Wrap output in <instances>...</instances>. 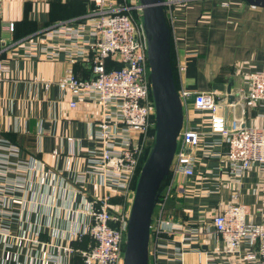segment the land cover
<instances>
[{"label":"crops","instance_id":"crops-1","mask_svg":"<svg viewBox=\"0 0 264 264\" xmlns=\"http://www.w3.org/2000/svg\"><path fill=\"white\" fill-rule=\"evenodd\" d=\"M93 11L77 0H0V60L6 68L0 85V138L4 149H15L14 155L1 151L0 156L2 165L8 162L3 168L8 170L5 185L14 188L16 200L4 206L10 215L0 214V223L12 235L30 223L39 231L38 243L32 245L0 243V264H32L44 252L60 254V264H78V251L93 244L83 234L89 219L81 210L106 193L89 164L102 150L97 139L101 112L90 102L70 107L71 98L56 85L70 76L89 79L90 65L70 62L62 51H55L57 58H45L42 52L48 48L43 41L36 43L35 53L21 44L46 37L59 22L83 21ZM168 25L179 90L215 92L228 105L223 112L229 121L236 116L245 127L264 128V107L244 109L243 115L240 109L230 111V105L240 102L238 90L245 85V74L264 71V7L244 0H182ZM188 116L201 134L194 175L191 179L170 175L165 183H173L170 194L180 206L171 218L188 237L181 232L164 234L150 243L149 264H255L246 259L255 256L248 244L234 255L215 253L222 243L200 232L213 230L212 217L233 195L246 205L247 223L264 220V165L242 177L230 176L222 160L227 147L220 137L210 135L208 113L195 110L191 103ZM178 186L184 188L183 194ZM131 204V196H110L113 212L127 211ZM71 233L79 234L76 238ZM61 247L73 252L65 254Z\"/></svg>","mask_w":264,"mask_h":264},{"label":"built area","instance_id":"built-area-1","mask_svg":"<svg viewBox=\"0 0 264 264\" xmlns=\"http://www.w3.org/2000/svg\"><path fill=\"white\" fill-rule=\"evenodd\" d=\"M77 1L94 8L86 19L76 23L59 22L46 31V37L35 36L21 44L29 48V53H35L34 46L43 41L48 48L42 52L45 58H57L55 51H62L70 62L81 60L90 65L89 79L78 80L70 76L56 82L59 89L71 98L70 107H76L79 102H90L101 112L97 123V139L102 150L89 164L94 168V174L106 193L94 204L81 210L89 219L83 234L89 235L93 244L86 250L78 251V255L82 264H123L130 209L113 212L110 196L112 193L125 198L131 196L132 203L134 191L131 190V182L144 153L148 132L155 127V122L151 121L155 108L147 60L148 36L138 0L135 5V9L141 12L138 24L127 14V6L117 3L119 0ZM181 2L163 0L168 24L175 7ZM9 29H13V26L9 25ZM54 40L57 43H52ZM107 60L119 62L121 68L107 70ZM5 70L0 60V85L4 82ZM49 84L46 82V87ZM244 84L238 90L240 102L230 105L232 113L240 109L243 115L244 109L264 107V71L245 74ZM178 93L183 107V125L169 176L191 179L194 175L201 134L192 127L189 120L188 106L191 103L195 110L208 113L210 135L220 137L226 145L227 151L222 160L230 176L242 177L256 165H264V128L245 127L241 117L233 116L229 121L223 112L228 105L219 100L215 92L193 94L179 90ZM135 134L139 136L134 137ZM1 142L0 138V152L7 151L8 156L15 154L14 148L4 149ZM3 163L0 156V214L5 216L10 215V212L4 206L16 200L13 198L14 188L5 185L8 170L3 168L8 162L6 165ZM173 186V183L164 185L160 194L167 195ZM178 187L183 194L184 188ZM165 200L166 197L163 201L158 197L152 216V245L164 234L174 236L181 232L188 237L179 224L165 215ZM247 214L246 205L238 201L237 195H233L222 211L212 217L210 225L213 230L200 232V235L204 237L211 234L222 243L221 250L215 249V253L234 255L240 252L243 244H248L255 256L248 255L246 259L255 264H264V220L259 224L247 223ZM38 233V228L30 223L21 229L20 234L12 235L9 228L0 223L2 244L11 241L17 247L32 245L38 243ZM78 234L71 233V237L77 238ZM56 248L60 251V247ZM61 251L65 254L73 252L69 247H61ZM60 257V254L57 256L44 252L39 261L32 259L30 263L46 264V261H50L52 264H60Z\"/></svg>","mask_w":264,"mask_h":264},{"label":"water","instance_id":"water-1","mask_svg":"<svg viewBox=\"0 0 264 264\" xmlns=\"http://www.w3.org/2000/svg\"><path fill=\"white\" fill-rule=\"evenodd\" d=\"M264 7V0H244ZM148 36L147 60L154 101L155 140L141 167L130 208L123 264H149L152 216L160 187L169 176L179 134L183 125V107L175 87L172 64V35L163 0H138ZM230 88L227 93L230 94ZM235 96L231 95L232 103Z\"/></svg>","mask_w":264,"mask_h":264},{"label":"trees","instance_id":"trees-1","mask_svg":"<svg viewBox=\"0 0 264 264\" xmlns=\"http://www.w3.org/2000/svg\"><path fill=\"white\" fill-rule=\"evenodd\" d=\"M83 3V2H82ZM133 13H131L132 15ZM133 16V20L135 22V24H137L139 22V20L137 19V16ZM171 64H172V71H173V77H174V83H175V87L176 89L179 91V85H178V76H177V72H176V68H175V63H174V59H173V51L171 50ZM106 68L107 70H112V69H120L121 68V64L115 60H107L106 61ZM151 121L154 122V117L152 116ZM154 140H155V127H152L149 132H148V136L147 139L145 141V149H144V153L138 163V167L136 170V174L131 182V190L134 191L135 190V186H136V182L137 179L139 177V173L141 170L142 165L144 164L145 160L147 159L153 144H154ZM169 177V176H168ZM168 177L165 179V181L162 183L161 187H160V192L163 188V186L165 185ZM166 197L165 203H164V213L167 217H172L174 219V213L177 212L180 209L179 206V201L178 199H175L174 197H172V195L170 193H168L167 195L161 193L159 196V200L163 201L164 198ZM118 200V198H116ZM119 201V200H118ZM155 212V211H154ZM153 237V233H151L150 235V239H152ZM78 264H82V259L81 257L78 255ZM152 264V263H150Z\"/></svg>","mask_w":264,"mask_h":264},{"label":"rangeland","instance_id":"rangeland-1","mask_svg":"<svg viewBox=\"0 0 264 264\" xmlns=\"http://www.w3.org/2000/svg\"><path fill=\"white\" fill-rule=\"evenodd\" d=\"M120 1V2H119ZM119 1H117V3L118 4H124V5H126L127 6V8L129 9L128 10V15L132 18V21L134 22V20H133V14H134V16H137V19L139 20L140 19V10H137V9H135L136 7H135V5H136V3H137V1L136 0H119ZM131 13H133L132 15H131ZM135 23V22H134ZM138 24V23H137ZM124 211V210H123Z\"/></svg>","mask_w":264,"mask_h":264}]
</instances>
